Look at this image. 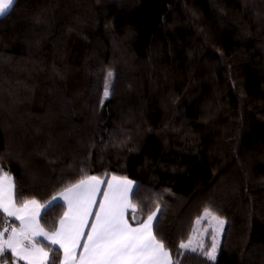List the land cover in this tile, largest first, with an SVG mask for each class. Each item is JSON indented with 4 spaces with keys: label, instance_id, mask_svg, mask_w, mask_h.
Returning a JSON list of instances; mask_svg holds the SVG:
<instances>
[{
    "label": "trees",
    "instance_id": "16d2710c",
    "mask_svg": "<svg viewBox=\"0 0 264 264\" xmlns=\"http://www.w3.org/2000/svg\"><path fill=\"white\" fill-rule=\"evenodd\" d=\"M0 168L18 205L126 178L138 218L159 203L173 261L264 264V0H17L0 17ZM206 207L226 221L215 262L178 255Z\"/></svg>",
    "mask_w": 264,
    "mask_h": 264
},
{
    "label": "snow or ice",
    "instance_id": "6c2138e0",
    "mask_svg": "<svg viewBox=\"0 0 264 264\" xmlns=\"http://www.w3.org/2000/svg\"><path fill=\"white\" fill-rule=\"evenodd\" d=\"M16 3L17 0H0V17L10 14ZM112 77L113 73L109 70L104 88L105 99L112 91ZM31 179L39 186L38 174H33ZM16 183L0 168V264H7L10 258H15L13 264L18 261L56 264V258L54 255L50 257V252L59 253L61 250L63 259L60 264H178L173 261L164 240L157 235L159 203L146 219L138 218V209L141 212L144 209L132 201L133 181L126 178L118 180L113 176L107 182V190L101 193L100 185L104 181L96 176H85L66 187L59 197L53 196L47 204H41L36 199H25L19 205L15 199ZM98 194L103 199L98 203V211L93 212ZM64 206L67 210L59 220V227L46 232L39 223L41 211L46 214L51 208ZM129 209L132 210V222L128 218ZM89 217H94L90 224ZM10 218L19 221V227ZM206 218L210 222L215 221L216 225L211 247L205 249L203 242L193 245L189 238L187 242L179 243L178 247L183 252L178 255L188 251L198 252L209 261H216L218 236L224 231L226 221L206 207L195 223L199 225ZM86 227L89 228L87 233L84 231ZM38 236L49 242L47 249L36 240ZM85 236L81 245V239ZM55 245L59 247H53ZM80 248L82 250L77 252Z\"/></svg>",
    "mask_w": 264,
    "mask_h": 264
},
{
    "label": "rangeland",
    "instance_id": "374dc122",
    "mask_svg": "<svg viewBox=\"0 0 264 264\" xmlns=\"http://www.w3.org/2000/svg\"><path fill=\"white\" fill-rule=\"evenodd\" d=\"M225 226H226V224H224V231H225ZM215 227H216L215 221L210 222L209 218L202 220V222L199 225L196 224L195 225L196 231L194 232V234L191 238L193 241V245L197 244L198 242H203L204 246H206L207 241L210 240V247H211L212 237H213V229ZM224 231L221 234H219V236H218L219 249L217 252V258H218V255H219V252L221 249Z\"/></svg>",
    "mask_w": 264,
    "mask_h": 264
},
{
    "label": "crops",
    "instance_id": "0c3cea01",
    "mask_svg": "<svg viewBox=\"0 0 264 264\" xmlns=\"http://www.w3.org/2000/svg\"><path fill=\"white\" fill-rule=\"evenodd\" d=\"M117 178H118V177H117ZM119 179H122V178H118V180H119ZM100 180L104 181V183H102V184L100 185V189H101V193H102L103 191L107 190V182H108V181H111V180H112V177L109 178V179H100ZM114 183H115V182H114ZM135 188H136V185H135V183H134V186H133V192H134ZM57 197H59V194L57 195ZM102 199H103V196L100 195V194H98L97 197H96L97 205H94V206H93V209H92L93 212L98 211V203H99V201H101ZM64 207L66 208V206H64ZM66 210H67V208H66ZM66 210H65V211H66ZM129 211H130V209L128 210V212H129ZM43 213H44V211L42 210V211H41V215H40V217H39V223H40V218H41V216H42ZM93 219H94V217H89V224L92 222ZM10 220L14 223L15 226L19 227V221H16L15 218H10ZM40 225H41V223H40ZM41 227H42V226H41ZM58 227H59V226H58ZM42 228H43V227H42ZM44 230H45V229H44ZM45 231H46V230H45ZM84 231H85V233H87V232L89 231V228L86 227ZM46 232H48V231H46ZM85 239H86V236H85V237H82V239H81V245L83 244V242H84ZM36 240H37L42 246H43V245H47V246H49V242L46 241V240L44 239V237H42V236H38V237H36ZM53 247L58 248L59 246H58V245H55V246H53ZM81 250H82V248L77 249V252H79V251H81ZM61 252H62V259H63V251L61 250ZM14 259H15V258H13V260H14ZM17 264H26V262H25V261H18Z\"/></svg>",
    "mask_w": 264,
    "mask_h": 264
},
{
    "label": "built area",
    "instance_id": "2783aa9c",
    "mask_svg": "<svg viewBox=\"0 0 264 264\" xmlns=\"http://www.w3.org/2000/svg\"><path fill=\"white\" fill-rule=\"evenodd\" d=\"M0 230H2V228H0ZM7 264H11V263L7 262Z\"/></svg>",
    "mask_w": 264,
    "mask_h": 264
}]
</instances>
